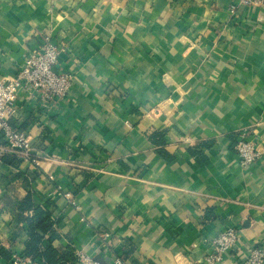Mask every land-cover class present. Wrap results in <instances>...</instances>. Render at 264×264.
Here are the masks:
<instances>
[{"label":"crops","instance_id":"obj_1","mask_svg":"<svg viewBox=\"0 0 264 264\" xmlns=\"http://www.w3.org/2000/svg\"><path fill=\"white\" fill-rule=\"evenodd\" d=\"M231 3L0 0V77L47 33L60 47L54 70L73 73L49 109L19 92L9 120L31 159L0 153V246L23 254L29 194L71 264L78 253L204 264L228 226L238 239L220 264L264 246V5ZM240 131L258 152L247 166L233 148Z\"/></svg>","mask_w":264,"mask_h":264},{"label":"built area","instance_id":"obj_2","mask_svg":"<svg viewBox=\"0 0 264 264\" xmlns=\"http://www.w3.org/2000/svg\"><path fill=\"white\" fill-rule=\"evenodd\" d=\"M231 2V9L236 7L251 9L264 5V0H231ZM59 51L60 47L55 37L50 33L44 34L41 44L27 52L16 75L9 78L0 77V134L3 140L0 153L13 154L24 161L31 159L27 134L9 120L19 92L36 97L48 109L49 103L53 107L52 105L62 104L67 100L72 88L73 73L54 70ZM246 137L247 133L240 131L233 144L235 154L242 166L254 163L258 157L254 142L247 140ZM64 197L71 205L75 204L71 192H64ZM100 238L107 244L110 232L102 231ZM237 239L238 233L235 227L224 228L209 242V251L203 257V263L220 264L225 254L232 253ZM235 260L237 264H264V246L250 247L245 250L243 258ZM112 261L113 264L121 263L117 257ZM3 264H42V260L14 252ZM75 264L101 263L89 254L78 253Z\"/></svg>","mask_w":264,"mask_h":264},{"label":"trees","instance_id":"obj_3","mask_svg":"<svg viewBox=\"0 0 264 264\" xmlns=\"http://www.w3.org/2000/svg\"><path fill=\"white\" fill-rule=\"evenodd\" d=\"M5 159L3 157L4 161ZM20 209H26L31 212L26 218L28 241L23 254L40 258L42 264H71L73 258L70 253L61 255L52 244L59 236L52 228L53 221L48 212L41 206H34L30 194L25 197ZM48 233L50 235L46 237ZM44 242H47L48 245L45 246ZM10 256L11 253L0 246V258L9 259Z\"/></svg>","mask_w":264,"mask_h":264},{"label":"water","instance_id":"obj_4","mask_svg":"<svg viewBox=\"0 0 264 264\" xmlns=\"http://www.w3.org/2000/svg\"><path fill=\"white\" fill-rule=\"evenodd\" d=\"M96 260L101 263V264H105L104 261L100 258V257H96Z\"/></svg>","mask_w":264,"mask_h":264}]
</instances>
